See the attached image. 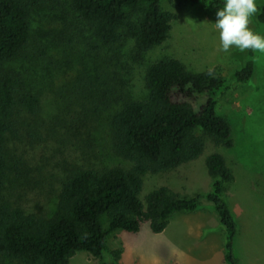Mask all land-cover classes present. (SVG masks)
Segmentation results:
<instances>
[{"label":"trees","instance_id":"trees-1","mask_svg":"<svg viewBox=\"0 0 264 264\" xmlns=\"http://www.w3.org/2000/svg\"><path fill=\"white\" fill-rule=\"evenodd\" d=\"M64 1L74 21L89 28L97 40L91 45L95 52L132 43L135 52L144 55L169 37L174 19L163 8V0ZM64 1L0 0V255L21 264H65L77 252L104 258L115 230L138 232L147 223L153 233H161L174 214L195 212L205 199L224 229V263L238 264L234 245L239 223L225 193L235 172L223 154L214 152L206 158L213 179L209 192L188 198L161 186L146 195L145 204L140 192L144 175L197 159L204 151L205 136L216 147L233 146L232 127L217 112L218 97L233 84L249 82L255 69L252 50L245 51L242 68L229 79L215 69L191 70L171 56L149 63L144 74L146 96L125 100L108 117L114 151L131 162L130 167L73 168L45 213L28 212L2 196L12 172L24 165L9 143L22 141L25 135L42 137L39 124L30 122L40 112L41 96L30 86L23 65L33 42L34 16ZM189 1L211 11L223 7V0ZM257 7L254 20L264 26V3ZM259 28L255 32L262 35Z\"/></svg>","mask_w":264,"mask_h":264},{"label":"rangeland","instance_id":"rangeland-1","mask_svg":"<svg viewBox=\"0 0 264 264\" xmlns=\"http://www.w3.org/2000/svg\"><path fill=\"white\" fill-rule=\"evenodd\" d=\"M263 3L257 0V5ZM162 6L174 15L169 37L144 55L136 53L132 43L93 51L97 40L89 28L74 21L67 1L34 16L33 42L23 65L30 86L41 96L40 112L30 122L39 124L42 137L25 135L26 139L9 143L25 161L12 172L2 196L28 212L45 213L73 168L130 167L132 163L114 151L108 117L125 100L146 96L149 63L171 56L191 70L215 69L227 79L242 68L245 51L220 49L216 11L189 0H163ZM257 25L252 16L250 27L264 31ZM254 63L248 83L233 84L218 97L217 112L232 127L233 146L216 147L205 136L197 159L144 175L140 192L144 204L146 195L161 186L188 198L209 192L213 179L206 158L214 152L223 154L235 172L225 193L239 223L234 245L238 264H264V53L255 52ZM18 173L21 176L14 177ZM108 248L104 258L77 252L65 264H225L224 229L205 199L195 212L174 214L161 233H153L147 223L138 232L115 230ZM0 264L21 263L0 255Z\"/></svg>","mask_w":264,"mask_h":264},{"label":"clouds","instance_id":"clouds-1","mask_svg":"<svg viewBox=\"0 0 264 264\" xmlns=\"http://www.w3.org/2000/svg\"><path fill=\"white\" fill-rule=\"evenodd\" d=\"M257 12V0H223L214 23L221 51L227 53L235 48L264 53V35L250 27L251 17Z\"/></svg>","mask_w":264,"mask_h":264}]
</instances>
